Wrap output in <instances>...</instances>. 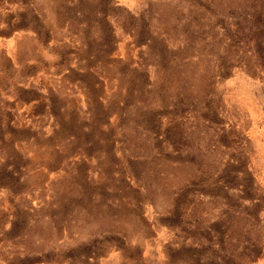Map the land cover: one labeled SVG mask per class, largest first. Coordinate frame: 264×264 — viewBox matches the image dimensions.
<instances>
[{
  "label": "rangeland",
  "instance_id": "obj_1",
  "mask_svg": "<svg viewBox=\"0 0 264 264\" xmlns=\"http://www.w3.org/2000/svg\"><path fill=\"white\" fill-rule=\"evenodd\" d=\"M0 264H264V0H0Z\"/></svg>",
  "mask_w": 264,
  "mask_h": 264
}]
</instances>
